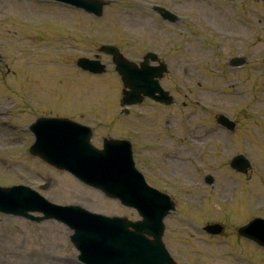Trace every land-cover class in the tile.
<instances>
[{
	"label": "rangeland",
	"instance_id": "obj_1",
	"mask_svg": "<svg viewBox=\"0 0 264 264\" xmlns=\"http://www.w3.org/2000/svg\"><path fill=\"white\" fill-rule=\"evenodd\" d=\"M243 2L112 0L104 8L102 17L95 18L52 3L0 0V52L4 62L0 66V95H3L0 103L13 107L7 112L0 110V185L29 184L57 204H77L92 212L127 216L131 220L139 218L134 210L30 156L27 149L34 137L30 131L24 132L23 126L40 115L84 120L85 112L72 111L74 107H88L87 114L101 116L104 127L115 122L122 84L111 59L99 55L107 66L100 75L81 71L75 63L82 56L91 58L99 54L98 49L105 43H114L123 54L139 59L142 53L136 49V43L128 41L129 34L136 32L132 27L138 26L140 34L136 32V35L141 52L146 46L153 48L151 38L157 36L163 25L149 4L164 5L176 14L189 16L185 25L176 27L179 36H162V39L166 38L163 51L167 52L169 67L179 74L182 69H189L197 75V81H190L189 74L183 77L181 84L186 87L179 88V92L173 88L177 95L175 105L178 107L180 101H185L182 116L196 117L208 126L215 124L211 113L225 114L237 122L236 131L230 136H225L224 131L216 126V133L207 137L212 139L208 147L206 141L196 142L201 150L196 165L202 168L203 174L215 176L217 185L204 187L206 190L195 189L202 192L201 197L192 194L191 188L184 184L171 190L175 193L182 191L195 199L196 206L187 203L184 197L185 204L176 201L178 211L165 219L164 243L172 256L183 264H264L262 248L236 232L256 213L264 212L260 207L264 206V8L261 2ZM197 21L203 29L202 22L233 31L240 28L245 31L246 26L244 36L248 40L241 42L242 48H239L236 41L228 43L221 37L215 38L207 29L198 35L197 27L194 28ZM235 22L240 28L232 24ZM53 25L66 29L58 30ZM78 30L94 31L97 36L86 40L75 33ZM233 51L247 53L249 64L246 70H229L227 60ZM211 53L218 55L210 56ZM168 87H175V83ZM38 99L43 104L37 106ZM197 101L211 104L212 110L205 112ZM148 108L147 103L139 107L144 111ZM88 115L84 114L90 123L94 117L90 119ZM146 124L153 129L149 119ZM135 126L140 127L141 122L132 120L128 125ZM120 129L121 126L114 128ZM120 134L132 137L128 130ZM100 135L99 128H95L93 139H98L93 143L97 146L100 145ZM142 136L156 139L145 129H142ZM170 144L176 143L170 141ZM238 151L251 161L247 173L237 172L228 165V158ZM192 154L194 158L198 156L195 149ZM134 155L139 158L137 161L143 158L141 153ZM185 166L190 167L187 161ZM171 170L183 174L181 167H171ZM192 173L188 180L202 183V179ZM48 178L52 179V185L40 190L39 186ZM166 179L171 181L169 176ZM224 183H228L225 188ZM204 193L211 196L204 199ZM222 197H228L227 201L217 204V199L220 201ZM200 198L204 200L205 208L199 205L197 200ZM207 221L223 225V236L206 235L202 226ZM69 233L71 231L66 226L55 220L37 223L0 214V264H81L77 260V250L69 243Z\"/></svg>",
	"mask_w": 264,
	"mask_h": 264
},
{
	"label": "water",
	"instance_id": "obj_2",
	"mask_svg": "<svg viewBox=\"0 0 264 264\" xmlns=\"http://www.w3.org/2000/svg\"><path fill=\"white\" fill-rule=\"evenodd\" d=\"M65 1L98 15L104 4L96 0ZM78 65L93 72L104 69L99 62L87 59H80ZM117 70L126 86L136 76L127 65L119 62ZM65 120L54 121L51 126L40 130V134L49 132L41 157L72 171L81 181L100 189L106 196L119 198L125 205L136 208L142 219L133 222L126 217L97 216L79 206L54 207L36 192L22 186L0 187V212L36 221L54 217L64 222L74 230L71 240L81 252L79 259L87 264H178L162 242L163 218L174 207L169 197L145 184L133 167L128 146L118 151L112 145L104 144V150H96L89 144L88 130L82 135L74 127L67 128L68 121ZM41 123L38 121L37 125ZM57 142L63 147L67 143L75 144V154H61L55 146ZM240 162L243 167L247 166L246 161ZM115 185L122 186V189L111 190L110 187ZM28 211H41L44 217L31 216ZM253 223L242 226L238 232L264 246V235H261L264 234V222ZM209 230L218 232L219 228ZM255 230L256 234L253 233Z\"/></svg>",
	"mask_w": 264,
	"mask_h": 264
},
{
	"label": "flooded vegetation",
	"instance_id": "obj_3",
	"mask_svg": "<svg viewBox=\"0 0 264 264\" xmlns=\"http://www.w3.org/2000/svg\"><path fill=\"white\" fill-rule=\"evenodd\" d=\"M164 60H166L165 53L164 52H162V53L159 52L158 56H157V61H156V63H154V65H158V64L162 63V61H164ZM172 77L168 73H166L160 79V83L164 85V84H167L168 82L169 83L173 82V78ZM172 129L173 128H172V125H171V130ZM180 129L182 130V128L179 126L178 128L175 129L174 133L169 134L168 133L169 131L164 129L163 127H155V130L157 131L156 134H157L158 139H170V138H173V136L175 134H178L176 131H178ZM198 129H199V127L194 126V127L189 128L188 130L196 131ZM193 134L196 135V133H193Z\"/></svg>",
	"mask_w": 264,
	"mask_h": 264
},
{
	"label": "bare ground",
	"instance_id": "obj_4",
	"mask_svg": "<svg viewBox=\"0 0 264 264\" xmlns=\"http://www.w3.org/2000/svg\"><path fill=\"white\" fill-rule=\"evenodd\" d=\"M110 189H122V186H119V185H115L114 187H110Z\"/></svg>",
	"mask_w": 264,
	"mask_h": 264
}]
</instances>
